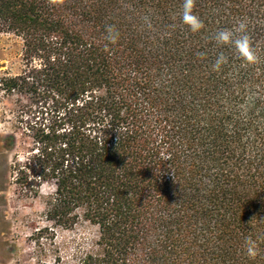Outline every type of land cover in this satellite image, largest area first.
<instances>
[{
  "label": "trees",
  "instance_id": "trees-1",
  "mask_svg": "<svg viewBox=\"0 0 264 264\" xmlns=\"http://www.w3.org/2000/svg\"><path fill=\"white\" fill-rule=\"evenodd\" d=\"M182 2L0 0V36L21 44L0 90L27 99L2 147L24 151L8 167L21 193L48 189L44 264H264V0H196V34ZM241 19L256 65L213 40Z\"/></svg>",
  "mask_w": 264,
  "mask_h": 264
},
{
  "label": "rangeland",
  "instance_id": "rangeland-1",
  "mask_svg": "<svg viewBox=\"0 0 264 264\" xmlns=\"http://www.w3.org/2000/svg\"><path fill=\"white\" fill-rule=\"evenodd\" d=\"M20 53L21 44L17 39L0 36V79L20 71ZM26 103L25 97L10 96L0 90V264H44V261H50L32 237L35 227L46 225L43 212L48 189H43L39 198L21 193L12 184L8 167L13 155L18 152L22 158L24 151L22 148L8 151L2 147L3 138L12 135L15 127L22 128L18 119L22 105ZM17 137L20 138V132ZM56 234L59 240H65L75 234L87 237L89 232L83 229L74 233L57 230ZM41 243L47 244L45 241Z\"/></svg>",
  "mask_w": 264,
  "mask_h": 264
},
{
  "label": "clouds",
  "instance_id": "clouds-1",
  "mask_svg": "<svg viewBox=\"0 0 264 264\" xmlns=\"http://www.w3.org/2000/svg\"><path fill=\"white\" fill-rule=\"evenodd\" d=\"M51 5L63 3V0H48ZM196 0H183L181 10V23L185 25L193 34L200 33L205 29V23L195 12ZM149 27L151 24L149 22ZM104 39L109 44H115L120 39V32L113 24L105 26ZM215 44L219 46H230L243 61L244 66L256 65L260 62V57L253 45L252 37L248 31V25L245 20L241 19L231 28L218 29L213 37ZM205 52H198L197 56L204 58ZM230 57L225 52L220 51L216 54L212 63L213 71H220L223 66L229 63ZM255 219V218H253ZM252 219V220H253ZM251 220V221H252ZM258 239H264L260 237ZM258 239L247 236L244 239V252L249 259L255 260L260 253Z\"/></svg>",
  "mask_w": 264,
  "mask_h": 264
}]
</instances>
